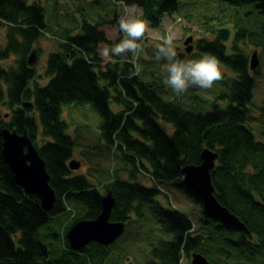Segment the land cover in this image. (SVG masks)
I'll use <instances>...</instances> for the list:
<instances>
[{
	"label": "trees",
	"instance_id": "trees-1",
	"mask_svg": "<svg viewBox=\"0 0 264 264\" xmlns=\"http://www.w3.org/2000/svg\"><path fill=\"white\" fill-rule=\"evenodd\" d=\"M223 1L231 5L255 3L264 15V0ZM135 3L151 27L159 26L165 13L178 8V0ZM44 15V7L36 0H0V25L5 27L0 60L14 57L13 64L0 65V103L9 109L6 120L0 117V264H58L48 258L47 247L36 239L37 228L74 202L83 204V212L73 214L67 229L78 219H92L99 214L102 193L85 175L73 173L68 166L76 142L66 132L67 124L61 118L62 104L85 102L101 116L105 145L127 171V178H122L115 169L111 180L103 185L115 198L110 219L128 222L132 212L140 216L142 206L148 205L160 230L169 235L152 245L147 264H180L181 256L191 251L202 253L213 264H221V256L228 258L233 252L248 263L264 264V142L246 126L256 118L252 115V96L259 71L250 72L248 55L235 45L234 53L226 52L229 30L220 28L213 39L199 38L196 42L200 53H215L235 74L227 78L226 88L217 94L211 109L196 113L182 107L177 99H164L160 93L168 91L163 80L143 81L139 72L134 73L130 58L117 57L115 63H105L101 68L99 44L116 41L106 37L100 22L86 19L79 33L67 32L59 49L48 53L44 66L48 79L38 84L37 60L30 65L27 57L32 49L39 56L36 42L46 26ZM115 16L116 13L114 21ZM245 33L252 34L242 29L234 40ZM255 45L264 46V40ZM23 101H31L32 109L26 110ZM112 101L120 106L118 111L111 109ZM162 122L170 124L173 131L168 132ZM3 127L18 133L25 130L36 146L56 194L51 211L45 212L38 197L26 195L15 182L2 154ZM38 136L42 138L39 144ZM204 147L219 153L211 171L217 199L245 222L250 233L227 229L205 215L199 196L183 182L182 167L199 163ZM142 170L151 177L150 186L137 180ZM166 182H172L200 207L199 228L205 230L194 234L192 220L186 214L156 199L162 193L159 185ZM213 243L216 246L211 250ZM228 243L234 248H228ZM64 244L73 255L106 254V245L96 242L78 251L70 248L67 239Z\"/></svg>",
	"mask_w": 264,
	"mask_h": 264
},
{
	"label": "rangeland",
	"instance_id": "rangeland-1",
	"mask_svg": "<svg viewBox=\"0 0 264 264\" xmlns=\"http://www.w3.org/2000/svg\"><path fill=\"white\" fill-rule=\"evenodd\" d=\"M31 2L33 0H27ZM45 10L44 21L46 26L43 34L36 42L39 48V56L35 63L37 70L36 80L38 84H44L47 77L44 74L45 60L49 52L59 49V44L64 40V35L68 33H79L82 21L86 19L91 23H99L106 37L113 42L115 35L116 21L121 14V3L113 0H36ZM136 11H140L138 8ZM115 21L113 20L114 14ZM179 18V20H178ZM113 20V21H112ZM168 22L176 23L177 36L175 43L180 54L198 56L200 53L196 49V42L199 38L213 39L220 28H226L230 32L229 39L225 42L226 52L234 53L237 47L242 53L248 55L256 51L259 58L258 71L255 77V85L252 96V115L256 118L246 123L255 137L264 142V46H256V42L264 40V15L255 7V3L243 5H231L223 0H178V8L171 13H165L161 23L157 27H151L145 33V48L141 53L137 63L141 65L139 72L143 81L163 80L160 71V62L154 60L155 45L162 42L160 37L166 35L164 31ZM252 34L240 35L234 40V36L241 30ZM123 34H121L122 36ZM192 35L193 49L186 51L184 39ZM5 44V27L0 25V48ZM105 43L99 44L98 51L101 58V68L105 63H115L118 59H111L100 55V49ZM13 56L0 60V65L7 67L13 64ZM223 79L215 81L211 89L191 88L183 95H176L171 88L167 87L168 93H160L166 100L179 101V104L196 113H204L210 110L216 100L217 94L226 88L227 78L234 77L235 74L223 63ZM253 70H250L252 73ZM3 88L5 90L4 84ZM32 85V84H31ZM4 96L6 94L4 93ZM221 103V101H219ZM113 111H118L120 106L110 102ZM9 109L0 103V117L7 119ZM61 118L66 122V132L73 137L76 144L73 147L71 158L80 162V166L72 169L73 173H81L87 177L89 182L96 186L104 194L106 191L103 185L110 181L115 169L122 178H127V171L122 167V161L110 150L102 138L101 122L102 118L90 103H66L61 105ZM168 132L173 131L170 124L162 122ZM42 138L38 136L37 144ZM137 180L144 185L150 186L153 181L149 174L142 170L138 173ZM162 190L156 199L166 207H173L186 214L193 223L194 234L205 229L199 228L198 221L201 215L200 207L173 186L172 182L159 185ZM83 204L74 202L66 207V210L52 216L47 222L40 225L35 237L48 249V258L58 264H147L150 260V249L157 244L160 239H167L169 235L160 230L159 223L151 212L148 205H143L140 216L132 212L130 220L126 222L123 233L110 244L105 246L106 254L91 256L90 254L79 253L73 255L68 253L65 247L67 226L71 222L73 214L77 216L83 212ZM70 208V209H69ZM198 230V231H197ZM252 240V238H251ZM203 247L205 248V242ZM215 249L216 243L211 244ZM228 248L234 247L228 243ZM182 255L180 264H191V253ZM209 259L212 257L206 254ZM218 259V254L214 256ZM221 264H254L248 263L239 257L235 252L228 258L221 256ZM223 260H225L224 263ZM211 261V260H210Z\"/></svg>",
	"mask_w": 264,
	"mask_h": 264
},
{
	"label": "water",
	"instance_id": "water-1",
	"mask_svg": "<svg viewBox=\"0 0 264 264\" xmlns=\"http://www.w3.org/2000/svg\"><path fill=\"white\" fill-rule=\"evenodd\" d=\"M192 41L193 36L191 35L184 41L187 52H191L193 49ZM36 60L35 50L32 49L27 57V62L33 65ZM258 65L259 59L254 51L249 58V68L254 70ZM22 106L29 111L32 109V102L23 101ZM1 136L2 153L17 185L26 195H36L45 212L51 211L56 194L49 184V174L46 171L45 162L27 136L26 131L18 133L14 129L3 127ZM218 157L217 150L204 147L200 152L199 163L185 164L182 167L183 182L199 196L205 215L219 221L227 229L250 233L245 222L222 204L215 195L216 189L212 182L211 171L215 169ZM68 166L70 169H76L80 166V162L72 158L68 161ZM114 203L115 198L112 191L108 189L101 196V210L95 218L78 219L68 228L66 239L72 250L78 251L91 242L107 245L123 233L125 222L110 219ZM191 264L213 263L202 253L193 252Z\"/></svg>",
	"mask_w": 264,
	"mask_h": 264
},
{
	"label": "clouds",
	"instance_id": "clouds-1",
	"mask_svg": "<svg viewBox=\"0 0 264 264\" xmlns=\"http://www.w3.org/2000/svg\"><path fill=\"white\" fill-rule=\"evenodd\" d=\"M120 3L121 14L116 21L113 36L116 42L105 43L100 49V55L108 59L130 58L135 64L134 73H138L142 69L137 61L144 51L145 33L151 29V24L142 10L136 11L135 0L131 3L120 0ZM164 31L167 34L160 37L162 42L155 45L154 60L160 62L165 87L171 88L176 95H183L193 87L211 89L215 81L223 79L221 61L215 53L207 51L198 56H181L175 43L176 23L168 22Z\"/></svg>",
	"mask_w": 264,
	"mask_h": 264
},
{
	"label": "bare ground",
	"instance_id": "bare-ground-1",
	"mask_svg": "<svg viewBox=\"0 0 264 264\" xmlns=\"http://www.w3.org/2000/svg\"><path fill=\"white\" fill-rule=\"evenodd\" d=\"M113 41H115V40H113ZM98 47H99V46H98ZM98 54H99V51H98ZM258 59H259V58H258ZM259 61H260V60H259ZM257 68H258V67H257ZM257 68H256V69H257ZM8 129H9V128H8ZM10 130H11V129H10ZM2 154H3V153H2ZM3 157H4V155H3ZM4 159H5V157H4ZM5 161H6V160H5ZM6 163H7V162H6ZM192 253H193V252H192ZM192 253H191V254H192ZM190 262H191V261H190Z\"/></svg>",
	"mask_w": 264,
	"mask_h": 264
}]
</instances>
